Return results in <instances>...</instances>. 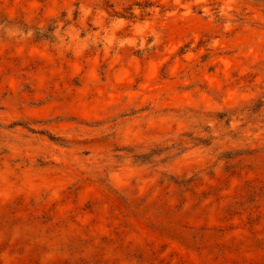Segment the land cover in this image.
Masks as SVG:
<instances>
[{"label":"rangeland","instance_id":"rangeland-1","mask_svg":"<svg viewBox=\"0 0 264 264\" xmlns=\"http://www.w3.org/2000/svg\"><path fill=\"white\" fill-rule=\"evenodd\" d=\"M0 264H264V0H0Z\"/></svg>","mask_w":264,"mask_h":264}]
</instances>
